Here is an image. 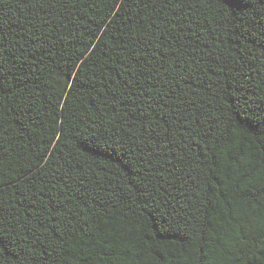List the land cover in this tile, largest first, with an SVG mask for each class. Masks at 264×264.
<instances>
[{
  "label": "trees",
  "instance_id": "1",
  "mask_svg": "<svg viewBox=\"0 0 264 264\" xmlns=\"http://www.w3.org/2000/svg\"><path fill=\"white\" fill-rule=\"evenodd\" d=\"M0 264H264V0H0Z\"/></svg>",
  "mask_w": 264,
  "mask_h": 264
}]
</instances>
